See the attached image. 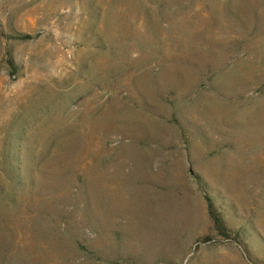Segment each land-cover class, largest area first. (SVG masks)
I'll use <instances>...</instances> for the list:
<instances>
[{
  "label": "rangeland",
  "instance_id": "374dc122",
  "mask_svg": "<svg viewBox=\"0 0 264 264\" xmlns=\"http://www.w3.org/2000/svg\"><path fill=\"white\" fill-rule=\"evenodd\" d=\"M0 264H264V0H0Z\"/></svg>",
  "mask_w": 264,
  "mask_h": 264
},
{
  "label": "trees",
  "instance_id": "16d2710c",
  "mask_svg": "<svg viewBox=\"0 0 264 264\" xmlns=\"http://www.w3.org/2000/svg\"><path fill=\"white\" fill-rule=\"evenodd\" d=\"M212 210V209H211ZM212 212H213V210H212ZM213 217H215V221L218 223L220 220H219V218L216 216V215H213Z\"/></svg>",
  "mask_w": 264,
  "mask_h": 264
}]
</instances>
